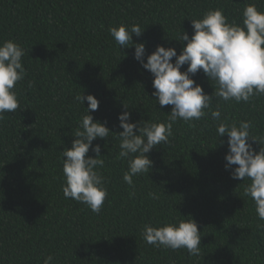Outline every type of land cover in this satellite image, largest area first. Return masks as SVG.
Returning <instances> with one entry per match:
<instances>
[{
  "label": "trees",
  "instance_id": "16d2710c",
  "mask_svg": "<svg viewBox=\"0 0 264 264\" xmlns=\"http://www.w3.org/2000/svg\"><path fill=\"white\" fill-rule=\"evenodd\" d=\"M250 3L264 12V0H0V42L24 49L26 70L14 89L20 108L0 121V264H42L47 255L52 264H264V228L257 227L264 220L243 194L250 181L232 178L235 165L225 168L227 134L217 137L219 121L210 114L219 105L221 121H252L250 132L259 138L264 95L225 102L198 71L192 78L213 97L208 115L173 124L169 142L147 153L150 171L133 177L130 195L122 179L127 162L118 158V114L129 112L134 123L167 122L172 106L154 101L152 74L134 59V47L121 49L108 31L138 24L142 34L132 39L144 43L145 60L157 45L179 54L186 41L175 38L181 31L191 38V19L220 9L240 23ZM78 93L95 96L98 109L77 103ZM85 109L112 132L92 141L101 146L105 166L98 171L108 193L98 214L61 188L62 151L71 147ZM87 155L95 157L91 147ZM190 218L201 235L199 256L154 247L141 236L145 224Z\"/></svg>",
  "mask_w": 264,
  "mask_h": 264
},
{
  "label": "clouds",
  "instance_id": "9594fccd",
  "mask_svg": "<svg viewBox=\"0 0 264 264\" xmlns=\"http://www.w3.org/2000/svg\"><path fill=\"white\" fill-rule=\"evenodd\" d=\"M191 26V38L183 31L175 38L186 41L179 54L173 47L157 45L146 60L144 43H134L132 39L133 34L140 36L143 28L138 24H119L108 28L121 49L134 47V59L152 74L154 101L161 107L172 106L167 122L134 123L130 122L129 112L118 114L123 129L117 133L118 158L127 162L122 179L132 189L130 195L135 194L133 177L150 171L152 161L147 153L157 145L169 142L173 124L178 119L191 123L208 115L205 110L210 109L213 97L206 94L192 78L198 71L214 82L215 97L225 102L247 103L254 96L264 95V12L253 3L247 4L242 10L241 22L236 23L229 22L220 9H212L200 18L191 19ZM24 54V49L15 41L0 42V121L5 113H15L20 108L14 89L26 76L22 64ZM185 64L186 69L181 71ZM29 87H32L31 82ZM74 100L81 105L86 100L88 109H98L99 101L92 94L78 93ZM88 109L79 121L71 147L62 151L64 183L61 188L65 198L82 203L98 214L108 193L104 187L105 178L98 171L105 166L101 146L93 145L92 141L109 137L112 132L105 123L94 121ZM210 114L213 120L219 121L217 137L227 134L225 168L235 165L230 173L232 178L250 181L244 186L243 194L252 198L258 218L264 220V147L261 146L264 145V136H252V121L241 120L238 124L221 121L219 105ZM248 138L260 145L258 151L247 142ZM90 147L95 157L87 155ZM148 195L154 200L159 199L155 192ZM257 227L264 228V224ZM141 236L147 244L157 248L186 249L190 256L201 253L200 231L191 218L157 226L145 224ZM52 261L53 257L47 255L42 264H52Z\"/></svg>",
  "mask_w": 264,
  "mask_h": 264
}]
</instances>
